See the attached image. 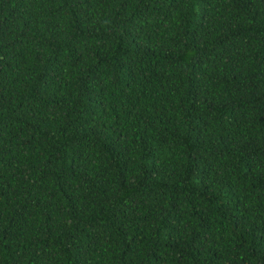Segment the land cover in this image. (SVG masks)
<instances>
[{"label": "trees", "instance_id": "obj_1", "mask_svg": "<svg viewBox=\"0 0 264 264\" xmlns=\"http://www.w3.org/2000/svg\"><path fill=\"white\" fill-rule=\"evenodd\" d=\"M0 264H264V0H0Z\"/></svg>", "mask_w": 264, "mask_h": 264}]
</instances>
